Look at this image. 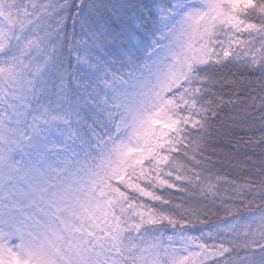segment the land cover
<instances>
[{
    "label": "snow or ice",
    "instance_id": "obj_1",
    "mask_svg": "<svg viewBox=\"0 0 264 264\" xmlns=\"http://www.w3.org/2000/svg\"><path fill=\"white\" fill-rule=\"evenodd\" d=\"M0 264H264V0H0Z\"/></svg>",
    "mask_w": 264,
    "mask_h": 264
},
{
    "label": "trees",
    "instance_id": "obj_2",
    "mask_svg": "<svg viewBox=\"0 0 264 264\" xmlns=\"http://www.w3.org/2000/svg\"><path fill=\"white\" fill-rule=\"evenodd\" d=\"M175 195L179 196L180 194L179 193H175ZM221 215H223V213H221ZM194 234H198V233H194Z\"/></svg>",
    "mask_w": 264,
    "mask_h": 264
}]
</instances>
